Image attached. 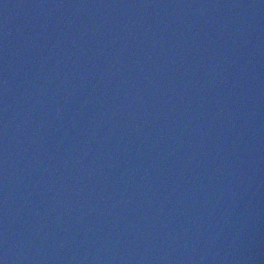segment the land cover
<instances>
[{
  "label": "water",
  "instance_id": "1",
  "mask_svg": "<svg viewBox=\"0 0 264 264\" xmlns=\"http://www.w3.org/2000/svg\"><path fill=\"white\" fill-rule=\"evenodd\" d=\"M0 264H264V0H0Z\"/></svg>",
  "mask_w": 264,
  "mask_h": 264
}]
</instances>
